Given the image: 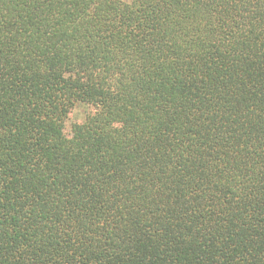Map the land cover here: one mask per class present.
Listing matches in <instances>:
<instances>
[{"label": "trees", "instance_id": "trees-1", "mask_svg": "<svg viewBox=\"0 0 264 264\" xmlns=\"http://www.w3.org/2000/svg\"><path fill=\"white\" fill-rule=\"evenodd\" d=\"M0 264H264V0H0Z\"/></svg>", "mask_w": 264, "mask_h": 264}, {"label": "rangeland", "instance_id": "rangeland-1", "mask_svg": "<svg viewBox=\"0 0 264 264\" xmlns=\"http://www.w3.org/2000/svg\"><path fill=\"white\" fill-rule=\"evenodd\" d=\"M91 111V107L84 103H77L70 111L67 120H66V132L69 133L71 124L82 122L87 115Z\"/></svg>", "mask_w": 264, "mask_h": 264}]
</instances>
